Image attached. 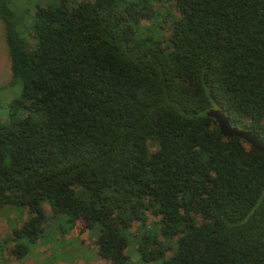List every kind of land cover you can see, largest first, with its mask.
I'll return each instance as SVG.
<instances>
[{
	"label": "trees",
	"instance_id": "trees-1",
	"mask_svg": "<svg viewBox=\"0 0 264 264\" xmlns=\"http://www.w3.org/2000/svg\"><path fill=\"white\" fill-rule=\"evenodd\" d=\"M10 2L0 213L27 217L0 252L27 255L46 205L98 230L110 264L127 263L148 214L176 246L145 235L143 264H264V156L206 116L264 141V0Z\"/></svg>",
	"mask_w": 264,
	"mask_h": 264
},
{
	"label": "rangeland",
	"instance_id": "rangeland-1",
	"mask_svg": "<svg viewBox=\"0 0 264 264\" xmlns=\"http://www.w3.org/2000/svg\"><path fill=\"white\" fill-rule=\"evenodd\" d=\"M11 7L21 12L24 9H28L31 14L37 6H46L52 2L61 0H10ZM66 1V0H65ZM68 1V0H67ZM157 6V5H156ZM142 24H146V20L141 21ZM9 81V69H8V56L7 49L3 36L2 24L0 23V86ZM16 92L18 89L15 88ZM12 95H16L14 89ZM7 94L0 92V119L6 120V116L3 112V106H5V98ZM17 96V95H16ZM149 149L151 151L156 149V145L153 142H149ZM12 212L0 213V241L4 239L6 235H9L13 228L20 224L21 220L26 219V215H22L16 210H10ZM43 211L45 214V231L43 236L36 242L29 244V250L27 255L21 260H14L8 258L5 254L0 252V264H110L105 259L101 258L97 254L96 246L94 244L98 230L94 231L89 229L80 233L81 222L77 221L75 225L69 222L66 216H56L52 214L50 208L43 205ZM148 223L150 221L157 220L150 214L147 215ZM143 227H132L128 232L129 247L127 250L128 261L126 264H143L136 259L135 249L132 244L137 240H140L145 235H152L159 240L165 247L176 246L174 239L165 240L160 236L158 227L150 226L148 224ZM2 250V249H1ZM170 251V249L168 250ZM169 252L165 255V258L169 256ZM164 258H161L154 264H160Z\"/></svg>",
	"mask_w": 264,
	"mask_h": 264
},
{
	"label": "water",
	"instance_id": "water-1",
	"mask_svg": "<svg viewBox=\"0 0 264 264\" xmlns=\"http://www.w3.org/2000/svg\"><path fill=\"white\" fill-rule=\"evenodd\" d=\"M206 116L213 119L219 129L220 134L225 138L236 137L243 140L251 148L255 149L264 156V141L259 139L249 130L233 126L228 116L219 109H210Z\"/></svg>",
	"mask_w": 264,
	"mask_h": 264
}]
</instances>
